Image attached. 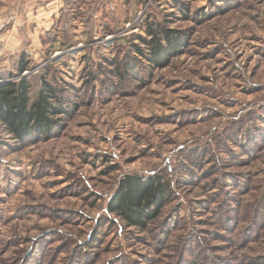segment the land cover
<instances>
[{"label":"rangeland","instance_id":"1","mask_svg":"<svg viewBox=\"0 0 264 264\" xmlns=\"http://www.w3.org/2000/svg\"><path fill=\"white\" fill-rule=\"evenodd\" d=\"M179 1L0 0V78L23 56L72 104L50 137L0 125V264H264V0ZM126 175L168 187L146 229L108 212Z\"/></svg>","mask_w":264,"mask_h":264},{"label":"trees","instance_id":"2","mask_svg":"<svg viewBox=\"0 0 264 264\" xmlns=\"http://www.w3.org/2000/svg\"><path fill=\"white\" fill-rule=\"evenodd\" d=\"M69 1L80 4L84 0H62L63 6ZM177 1L179 0H175ZM178 3L181 11L185 12L183 3ZM63 6L61 11L65 10ZM147 28L150 39L140 40L150 49V61L157 66H164L172 54L179 51L182 35L159 23L153 28L148 25ZM26 70L28 62L22 56L17 64L19 79L13 81L5 80L9 77L0 78V125L21 143L55 134L60 122L56 117L66 112L65 104L72 107L64 98V90L57 89L45 81H42V88L32 98L30 80L21 77ZM168 194V187L159 175H126L118 182L116 191L110 198L108 212L120 218L129 227L146 229L158 217Z\"/></svg>","mask_w":264,"mask_h":264},{"label":"crops","instance_id":"3","mask_svg":"<svg viewBox=\"0 0 264 264\" xmlns=\"http://www.w3.org/2000/svg\"><path fill=\"white\" fill-rule=\"evenodd\" d=\"M56 4H58V0H55V2L53 3V4H51L52 5V7H56ZM46 5H47V1H46V3L44 2V6L45 7H42L44 10H42V11H44V14L46 15V13H48L47 12V10H48V7H46ZM54 7V8H55ZM42 13V12H41ZM51 14V12H49V15ZM12 39V40H11ZM0 40H2L3 41V43H4V51L3 52H6V51H8V50H11V51H13L14 49H17V48H19L20 47V38L19 37H17V35L15 36V35H12V37L9 39V41L7 42V41H5L4 39H0ZM5 41V42H4Z\"/></svg>","mask_w":264,"mask_h":264},{"label":"built area","instance_id":"4","mask_svg":"<svg viewBox=\"0 0 264 264\" xmlns=\"http://www.w3.org/2000/svg\"><path fill=\"white\" fill-rule=\"evenodd\" d=\"M3 51H4V43L2 40H0V56L2 55Z\"/></svg>","mask_w":264,"mask_h":264}]
</instances>
